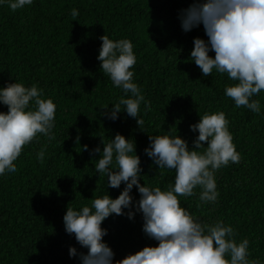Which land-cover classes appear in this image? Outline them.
Masks as SVG:
<instances>
[{"label":"trees","instance_id":"1","mask_svg":"<svg viewBox=\"0 0 264 264\" xmlns=\"http://www.w3.org/2000/svg\"><path fill=\"white\" fill-rule=\"evenodd\" d=\"M192 2L33 0L16 11L0 5V87L6 82L36 84L56 104L55 139L38 135L23 147L17 171L0 176V264H79L69 257V248L87 250L65 232L67 207L91 206L105 190L115 199L124 187L106 188L107 178L95 170L98 156L90 157L83 146L95 148L116 133L134 140L144 176L140 183L164 190L174 183L175 171L158 170L144 154L148 135L177 134L191 148L198 133L189 126L205 112L216 111L229 120L241 160L216 172V204L202 203L199 188L191 197H180V203L203 223L231 225L237 241H250V259L264 261V91L253 97L262 105L257 115L225 96V88L234 83L227 74L213 70L202 76L190 52L194 38L207 41L203 26L185 33L178 19ZM73 8L77 17L71 16ZM103 35L129 39L134 46V80L151 103L147 112L141 105L140 128L126 113L115 122L100 116L123 95L97 60ZM0 112L7 107L0 105ZM44 146L41 162L36 157ZM131 195L140 198L135 187ZM142 226L139 213L131 220L113 214L102 223L114 260L158 246Z\"/></svg>","mask_w":264,"mask_h":264},{"label":"clouds","instance_id":"2","mask_svg":"<svg viewBox=\"0 0 264 264\" xmlns=\"http://www.w3.org/2000/svg\"><path fill=\"white\" fill-rule=\"evenodd\" d=\"M32 3L33 0H0V5L6 4L12 11ZM78 15L73 8L71 16ZM178 19L185 33L203 26L207 41L194 38L190 52V60L202 76H210L213 70L227 74L234 83L225 88V96L237 108L243 106L262 114L261 102L253 97L264 91V0H193L180 10ZM100 40V69L123 92L118 102L104 108L100 116L115 122L121 113H126L140 128L144 125V120L138 118L141 105L147 112L151 111V103L134 80V46L126 38L113 40L103 35ZM210 52H214V57ZM0 105L7 107L6 113L0 112L3 176L17 171L15 162L23 147L38 135L49 141L55 139L56 104L51 98H44L43 89L36 84L6 82L0 87ZM189 130L198 133L191 148L177 134L148 135L144 154L158 170L175 171L174 183L164 190L140 183L144 176L134 140L116 133L95 148L83 146L90 157L98 156L95 170L107 178L106 188L119 189L122 183L124 187L115 199L105 190L92 200L91 206L67 207L63 216L65 232L74 235L79 246L87 250L78 252L70 247V258H77L79 264H264L259 258L250 259V241H237L231 225L223 220L203 223L181 206L180 197L195 195L197 188L202 203L216 204L220 196L216 172L241 160L223 111L205 112ZM45 154L46 146L37 153V160L42 162ZM133 187L138 200L131 195ZM137 213L142 215L143 233L158 246L144 247L122 260H114V252L103 240L108 233L102 223L113 214L131 220Z\"/></svg>","mask_w":264,"mask_h":264}]
</instances>
